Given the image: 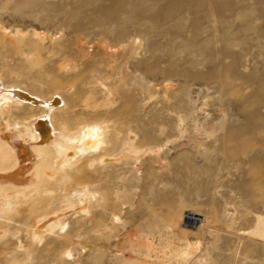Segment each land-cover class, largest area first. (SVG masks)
Returning a JSON list of instances; mask_svg holds the SVG:
<instances>
[{"label": "rangeland", "instance_id": "rangeland-1", "mask_svg": "<svg viewBox=\"0 0 264 264\" xmlns=\"http://www.w3.org/2000/svg\"><path fill=\"white\" fill-rule=\"evenodd\" d=\"M3 91V131L54 111L62 134L98 125L105 138L64 173L51 145L38 160L24 143L21 178L37 182L39 165L36 199L65 201L50 209L59 241L48 249L49 229L33 242L12 225L0 264H264L250 234L264 218V0H0ZM85 187L95 197L83 206ZM188 211L199 229L182 224ZM188 241L201 246L184 259Z\"/></svg>", "mask_w": 264, "mask_h": 264}, {"label": "bare ground", "instance_id": "bare-ground-1", "mask_svg": "<svg viewBox=\"0 0 264 264\" xmlns=\"http://www.w3.org/2000/svg\"><path fill=\"white\" fill-rule=\"evenodd\" d=\"M11 98L12 96L8 94V91L0 92V102L2 100L4 102H8L11 100ZM29 104L35 108H47L46 102L38 98H34V101L31 103L29 102ZM10 109L11 108L8 106H0V117L3 119L7 118L10 114ZM11 111L13 110L11 109ZM53 113L54 111H50L49 115H40L36 122H33L31 125L25 123L24 131L17 134L12 131H3L2 129L7 126L0 129V241L6 239L8 235L11 236V228L13 227L12 225H23L26 228L27 234L29 235L27 238L33 242L42 241V233L47 229L50 231V236L54 237L55 234L53 229L58 226V219L62 215L60 211H52L50 209L57 203L61 204L65 202L63 199L54 198L45 204H40L41 202L36 199V195H38L39 192V186L42 183V172L38 170L39 165H37L36 172H34L37 177V182L34 183L29 178L27 181H25L26 178L23 177L24 169L22 167V159L27 155L28 150L25 147L26 145L24 146V143H31L30 151L36 156L38 160H42L46 157V150L48 146L51 145L54 148L55 155L57 157L55 161L56 173H64L63 171L66 170L68 166L78 169L83 163H86L91 156H94L92 153L98 152L99 150L102 152L101 149L103 148L102 144L104 143L105 137L103 138V136H101V127L98 125H84L74 133L62 134L59 132L53 122L51 124V117L54 116ZM52 120H54V118ZM50 126H52L51 134L53 138L51 141L47 142L46 140L48 137L46 135L44 136L41 130L46 128L48 131H50ZM7 136H13L11 143L14 145V153L9 147V141L6 140ZM124 145L128 154L138 152V150L129 142L125 143ZM96 154L97 153H95V155ZM133 156L135 157V155ZM90 160H92V158ZM104 160H106V157L101 158V161ZM100 164H102V162ZM47 175L50 178L54 177V173L52 172H47ZM21 177L25 178V180ZM74 196L83 206L87 204L88 199H94L93 197H95V195H92L86 187L84 190L76 191ZM12 210H15L16 214L18 215L17 217L11 218L6 216V214ZM113 218L116 221L120 219V217L116 214ZM64 228L65 226L62 227V229ZM250 234L264 239V218H258L257 224ZM68 238L69 237H65L64 240ZM57 241H59V239L56 237L48 241V249H53L51 245ZM193 246L198 248L201 246V242L195 241L192 243L191 241H188L184 247L179 248L176 251L182 258L188 259L193 254ZM17 247L18 252H27L25 251L27 246L21 241ZM197 250L198 249H196V251ZM73 258L74 257H72L71 251H66L64 256H61L62 262H67ZM17 261H19L17 258L12 259L10 264H23L21 261L20 263ZM197 263H202V259L200 258Z\"/></svg>", "mask_w": 264, "mask_h": 264}, {"label": "built area", "instance_id": "built-area-1", "mask_svg": "<svg viewBox=\"0 0 264 264\" xmlns=\"http://www.w3.org/2000/svg\"><path fill=\"white\" fill-rule=\"evenodd\" d=\"M204 223V217L192 211H188L183 218L182 224L192 230L199 229Z\"/></svg>", "mask_w": 264, "mask_h": 264}]
</instances>
